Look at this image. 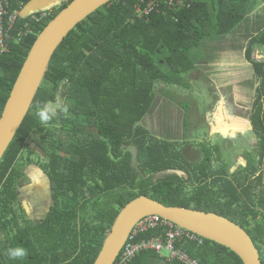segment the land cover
Segmentation results:
<instances>
[{
  "label": "trees",
  "instance_id": "trees-1",
  "mask_svg": "<svg viewBox=\"0 0 264 264\" xmlns=\"http://www.w3.org/2000/svg\"><path fill=\"white\" fill-rule=\"evenodd\" d=\"M32 1L11 0L12 11L22 12ZM73 1L20 18L11 32L10 52L0 59V118L38 36ZM147 1L113 0L80 23L54 54L0 163V230L8 238H0V264H94L121 210L141 196L229 219L248 232L264 264V61L254 60L256 49H264V0H186V9L163 8L140 19L136 8ZM240 26L247 30L238 40L249 42L246 59L260 79L249 117L259 138L260 168L254 156L237 172L227 164L217 167L222 158L218 145L205 149V159L192 165L142 122L159 96L173 101L170 89L190 87L189 76L198 69L194 51L207 37L233 35ZM157 89L162 91L158 95ZM61 91L68 112L58 111L42 124L37 104L55 102ZM29 142L46 154L44 170L56 205L24 231L13 204L25 177L22 160L35 155ZM172 170L187 177L168 175ZM164 232L157 227L136 241ZM185 241L178 247L201 264H243L215 242ZM17 246L27 255L12 260L7 251ZM152 257L157 255L146 251L129 264H149Z\"/></svg>",
  "mask_w": 264,
  "mask_h": 264
},
{
  "label": "rangeland",
  "instance_id": "rangeland-1",
  "mask_svg": "<svg viewBox=\"0 0 264 264\" xmlns=\"http://www.w3.org/2000/svg\"><path fill=\"white\" fill-rule=\"evenodd\" d=\"M245 30H247L245 26H240V28L236 31L237 34L235 33L236 35L233 34L229 36L217 37L213 34L211 37H207L205 39V42L199 49L194 51L193 55L200 69V72L198 71L196 73H198V75H201L200 73H202L208 77L210 76L213 79V81L210 83L212 91L213 83L214 87L218 88V85L222 83L221 77L226 74L225 70L228 69L229 71L232 66L235 69V71H233V78L241 76V78L243 79L242 82H239L242 83V85H240L239 83H235L233 85H235V89H244L248 93V100L245 103L241 104L239 108L233 111L235 115L234 122L236 118L240 116V114L244 118H248L250 116L251 111H248L246 113L244 112L249 108L248 106L251 103H254L257 96L256 89L260 85V79L256 76L252 65L246 59L247 44L249 42H246L245 40L244 42L243 40H238L242 37L238 36L242 35L239 33H243L245 32ZM206 32L210 35L209 30H207ZM254 60H257L258 62L264 61V49H256L254 53ZM206 67L208 69H205ZM189 79L191 80V76H189ZM215 83H217V85ZM203 84H198L197 86H194L193 89L178 88L176 92H173L172 89L174 88L170 89L173 101H168V97L167 99H165L163 96H159L152 111L143 120L142 125L145 126V128L151 133V135L158 141L175 145L181 152V155L185 159V161L192 165H199L205 159V149L213 148L218 145L222 148V158L218 161L219 163H214L215 165H217V167H220L221 164H227V168L229 171L237 172L238 170L245 168L248 165V161H252L251 156H254L256 160L255 165H257V168L259 169V138L257 137L255 131H253V128L251 126L249 128H245L236 125L235 127L237 131L243 130L247 133L246 135H241L242 137H247L246 142H244V138L242 139L241 137H239L238 139H236L235 137L230 138V131L234 129L228 130V132L225 134L226 130H224V128H219L220 125H218L216 121L211 120L213 126L218 125L216 131L211 130L208 127L207 123H204L203 120L207 118L208 109H217V103L213 101L212 91H210L208 94H205L203 92ZM161 86L164 87L163 90L166 89L165 85L161 84ZM196 91H198L197 96L195 95ZM225 91L230 92V89H227ZM161 92L162 91L158 90L157 95ZM58 96L63 102L64 97L62 95V91ZM189 97H191L190 100L188 99ZM236 106L237 105H235L234 107ZM29 144L32 148L37 146V144H35L34 142H29ZM37 156L38 154L34 156V162L40 163L41 161H38ZM39 175H41L40 180H42L43 176L46 174L44 172H40ZM47 182H49V178ZM49 189H51V187ZM191 189L192 187L190 185L186 186L187 191H190ZM23 229L24 228L22 227L21 230ZM163 229L165 232L160 236L162 238H165L168 229ZM183 230L189 232L190 234L199 236L186 229ZM158 237L145 242L150 243ZM7 241L8 239L5 240V242ZM143 242L144 241L136 243L142 244ZM183 242L186 241L176 242L175 249L188 254L178 247V244H182ZM146 251L154 252L157 255L158 259H161L167 264H172L174 262L183 264L178 259H172L171 252L169 251L158 253L156 250L148 249L139 252L137 256Z\"/></svg>",
  "mask_w": 264,
  "mask_h": 264
},
{
  "label": "water",
  "instance_id": "water-1",
  "mask_svg": "<svg viewBox=\"0 0 264 264\" xmlns=\"http://www.w3.org/2000/svg\"><path fill=\"white\" fill-rule=\"evenodd\" d=\"M112 1L74 0L38 36L0 118V163L28 116L58 48L80 23ZM45 4L44 0H33L21 12L22 18L28 17L27 10L46 8ZM168 175L187 177L179 170H172ZM150 216H160L228 248L243 264H262L251 236L238 224L216 213L170 207L146 196L133 200L121 210L94 264H115L134 227Z\"/></svg>",
  "mask_w": 264,
  "mask_h": 264
},
{
  "label": "built area",
  "instance_id": "built-area-1",
  "mask_svg": "<svg viewBox=\"0 0 264 264\" xmlns=\"http://www.w3.org/2000/svg\"><path fill=\"white\" fill-rule=\"evenodd\" d=\"M186 7H188L186 0H148L144 7H141V4L137 6L136 15L143 19L149 17L153 12L160 13L163 8L177 12L186 9ZM20 18H22L21 11H12L11 0H0V59L10 52L11 32L17 26ZM157 227L168 229L165 238L160 236L150 243L144 241L142 244H137L133 242L139 233L148 232ZM185 240L202 243L198 236L186 232L160 216L147 217L136 226L131 234L130 240L122 251L119 264L131 263L139 252L148 249L156 250L158 253L169 251L172 259H178L183 264H199L188 254L175 249L176 242Z\"/></svg>",
  "mask_w": 264,
  "mask_h": 264
},
{
  "label": "crops",
  "instance_id": "crops-1",
  "mask_svg": "<svg viewBox=\"0 0 264 264\" xmlns=\"http://www.w3.org/2000/svg\"><path fill=\"white\" fill-rule=\"evenodd\" d=\"M68 0H44V3H46V8H44L43 6L40 8H37L36 10L30 11L27 10V15L30 16L33 13H41V12H46V10H51L57 6L62 5L64 2L66 3ZM27 6L23 7V11L25 10ZM198 69L196 72H198L199 69V65H197ZM205 69H208L207 67ZM233 71H235V69L233 68V66L229 69L225 70V75L221 77L222 83L218 85L217 87H214V83H213V91L212 88L210 87V83L213 81V79L209 76H206L202 73H200L201 75H198V73H194L191 76V81L190 82V89H193L194 86H197L198 84L202 85L203 82V92L205 94H208L210 91H212V96H213V101H215L216 99H219L217 104V109H213L210 110L208 109V115L207 118L204 121V123H207L208 127L211 130H215L217 129L218 125L219 128H224L225 134L228 132V130L230 129H234L231 130L230 132L235 133V131H237V129L233 128L234 126H241V127H245V128H249L251 126V122L248 118H244L245 120H241L242 118H236L235 122H234V118L235 115L233 113V111L237 108L240 107L241 104L245 103L248 100V93L243 89L241 90L240 88L235 89V83H239L242 82V78L241 76H237L233 78ZM200 72V71H199ZM230 73V74H229ZM208 77L210 80H207ZM193 80V82H192ZM257 83V82H256ZM217 85V83H215ZM240 85H242V83H239ZM178 88L180 87H175L173 90V92H176V90H178ZM218 89V90H217ZM227 89H230L229 91H225ZM199 91V90H198ZM198 91H196L195 95L197 96ZM229 92V93H228ZM189 100L191 99V97L188 98ZM250 101V100H249ZM252 104L251 103L248 107V110L251 111L252 109ZM235 105H237L236 107H234ZM243 108V107H242ZM240 108V109H242ZM190 111V110H189ZM248 112V111H247ZM221 116V117H220ZM225 116V117H223ZM219 119V121H218ZM216 121L218 125H212V122ZM252 127V126H251ZM250 130V129H249ZM149 264H167L164 261H162L161 259H158L157 257H152L149 259Z\"/></svg>",
  "mask_w": 264,
  "mask_h": 264
},
{
  "label": "flooded vegetation",
  "instance_id": "flooded-vegetation-1",
  "mask_svg": "<svg viewBox=\"0 0 264 264\" xmlns=\"http://www.w3.org/2000/svg\"><path fill=\"white\" fill-rule=\"evenodd\" d=\"M218 101L219 99L215 100V102ZM247 111L250 110L247 109L244 113H246ZM238 118H242L241 120L243 121L245 120L241 114L240 116H238ZM235 127L236 126H234L233 128ZM244 134L246 135L247 133L243 130H238L235 131V133L231 132L230 138L235 137L236 139H238L239 137H241L242 139L244 138L243 141L246 142L247 137L241 136ZM33 150L35 152V155L38 154V161L41 162H34L35 155L32 158H25L22 160L23 175H25V177L24 180H22L19 184L20 188L17 192L18 200L13 204V208L20 212L18 219L19 227H23L25 230H27V224L32 223L34 224L33 226H36V224L42 222V220L48 216V214L56 205L55 193H52V190L49 189L51 187L50 178L48 176V173H46V171L44 170V165L46 163V154L38 145L36 147H33ZM40 172H44L48 177L44 175L42 180H40ZM48 178L49 182H47ZM0 238H3L4 241L8 239L6 238L5 233H3L2 231Z\"/></svg>",
  "mask_w": 264,
  "mask_h": 264
},
{
  "label": "clouds",
  "instance_id": "clouds-1",
  "mask_svg": "<svg viewBox=\"0 0 264 264\" xmlns=\"http://www.w3.org/2000/svg\"><path fill=\"white\" fill-rule=\"evenodd\" d=\"M58 111H63L64 113L68 112L67 106L63 105V102L61 101L59 96H57L55 102L49 101V102H45L43 104H37V106H36V115L38 116L40 122L44 125H47L50 121H52L57 116ZM135 228H136V226L134 227L133 231L135 230ZM133 231H132V233H133ZM141 234H143V233H139L137 235V237L133 240V242L135 241L134 243L137 242L136 239ZM130 237H131V235H130ZM130 237H129L128 241L130 240ZM198 237L202 240V243L193 242V241H191V242L197 243L199 246H202L205 243L206 239L202 238L201 236H198ZM128 241H127V243H128ZM7 254H8L10 259L17 260V259L24 258L27 255V250L23 247L17 246V247L9 248L7 251ZM121 255H122V252L120 253V256H119L117 261H120ZM137 258H138V256H136L134 260H136ZM192 259H194V258H192ZM194 260H197V259H194ZM117 261H116V263H117ZM197 261L199 262V260H197ZM199 264H201V263L199 262Z\"/></svg>",
  "mask_w": 264,
  "mask_h": 264
}]
</instances>
